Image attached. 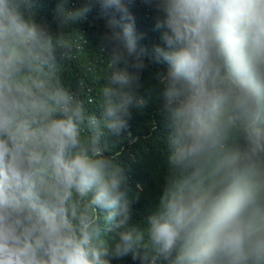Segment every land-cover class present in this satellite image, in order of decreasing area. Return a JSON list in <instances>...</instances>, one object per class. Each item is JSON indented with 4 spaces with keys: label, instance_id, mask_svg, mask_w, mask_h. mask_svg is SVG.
<instances>
[{
    "label": "clouds",
    "instance_id": "1",
    "mask_svg": "<svg viewBox=\"0 0 264 264\" xmlns=\"http://www.w3.org/2000/svg\"><path fill=\"white\" fill-rule=\"evenodd\" d=\"M161 44L139 46L129 0H0V264H264V0H148ZM98 9L97 111L62 68ZM55 24V28H53ZM83 38V42L78 39ZM153 77L167 168L137 221L121 152ZM131 142H135L131 140Z\"/></svg>",
    "mask_w": 264,
    "mask_h": 264
},
{
    "label": "trees",
    "instance_id": "2",
    "mask_svg": "<svg viewBox=\"0 0 264 264\" xmlns=\"http://www.w3.org/2000/svg\"><path fill=\"white\" fill-rule=\"evenodd\" d=\"M83 0H73L77 6ZM56 0H38V12L49 21L54 15ZM129 10L135 18V28L142 34L139 46L151 53L152 48L161 44L159 33L154 31L155 10L148 0H129ZM105 18L98 9L89 15L86 22L77 27L83 33L87 43L81 52L71 58L62 68L65 86L70 90L79 91L88 110L97 111V83L104 74V58L98 50V41L104 31ZM55 28V24H53ZM83 42L82 37H78ZM149 68L142 74V92L146 94L148 103L143 109H133L129 120L128 132L120 141L113 138L115 151L121 152L120 162L126 168L130 179L132 194L138 193L139 203L134 205V219L139 221L154 211L155 204L163 185V177L167 168V138L169 128L167 121L159 112L161 96L159 91H153L156 81L153 74L166 65H154L149 57ZM113 264H138L131 257L113 261Z\"/></svg>",
    "mask_w": 264,
    "mask_h": 264
}]
</instances>
